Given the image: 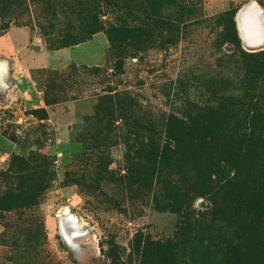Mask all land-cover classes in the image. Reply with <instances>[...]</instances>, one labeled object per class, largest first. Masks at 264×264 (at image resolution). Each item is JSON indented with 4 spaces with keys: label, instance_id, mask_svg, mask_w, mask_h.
<instances>
[{
    "label": "rangeland",
    "instance_id": "rangeland-1",
    "mask_svg": "<svg viewBox=\"0 0 264 264\" xmlns=\"http://www.w3.org/2000/svg\"><path fill=\"white\" fill-rule=\"evenodd\" d=\"M225 11L241 49L264 51V0H0V264H112L108 243L136 264V234L176 241L183 218L160 194L153 204L146 174L140 197L125 191L129 169L149 168L127 136L199 100L231 49L213 21ZM107 23L136 33L109 37ZM115 93L130 100L109 103ZM190 205L202 215L208 201Z\"/></svg>",
    "mask_w": 264,
    "mask_h": 264
},
{
    "label": "trees",
    "instance_id": "trees-1",
    "mask_svg": "<svg viewBox=\"0 0 264 264\" xmlns=\"http://www.w3.org/2000/svg\"><path fill=\"white\" fill-rule=\"evenodd\" d=\"M113 15L120 23L119 14ZM233 18L225 11L213 19L220 43L231 49L216 58L211 77L196 85L199 100L187 99V111L169 114L158 129L137 124L127 136L133 155L149 168L129 169L125 191L140 197L144 173L148 177L142 185L156 186L153 204L160 194L167 210L183 218L176 241L141 240L136 234L132 263L174 264L172 253L181 247V264H264V51L241 49ZM119 26L107 23V35L136 33L131 26ZM187 84L179 77L176 89L186 90ZM124 95L105 99L121 106L130 100ZM197 197L208 201L202 215H194L190 205ZM196 215L200 219H193ZM235 217L239 223L231 225V235L217 232V226ZM107 256L112 264L120 263L114 243H108Z\"/></svg>",
    "mask_w": 264,
    "mask_h": 264
},
{
    "label": "bare ground",
    "instance_id": "bare-ground-1",
    "mask_svg": "<svg viewBox=\"0 0 264 264\" xmlns=\"http://www.w3.org/2000/svg\"><path fill=\"white\" fill-rule=\"evenodd\" d=\"M264 27V26H263ZM264 29V28H263Z\"/></svg>",
    "mask_w": 264,
    "mask_h": 264
}]
</instances>
